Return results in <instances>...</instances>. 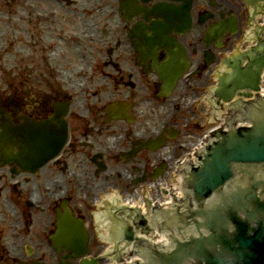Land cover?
<instances>
[{
  "label": "flooded vegetation",
  "instance_id": "flooded-vegetation-1",
  "mask_svg": "<svg viewBox=\"0 0 264 264\" xmlns=\"http://www.w3.org/2000/svg\"><path fill=\"white\" fill-rule=\"evenodd\" d=\"M12 2L0 0L4 27ZM188 2L22 0L28 13L27 46L33 54L27 57L29 62L16 65L15 81L10 80L0 94L1 107L15 125L24 119L57 118L71 146L58 165L47 163L32 172L8 167L0 186V219H6L0 235L21 244L11 249L7 260L0 256V264L18 260L60 264L49 238L57 231V215L64 207L85 219L94 238V208L101 201L96 195L115 191L124 196L133 188L136 171L149 181L167 154L148 141L163 134L168 148L179 153L187 129L178 117L189 95L198 92L191 80L187 84L180 77L172 94L165 95L169 89L157 69H163L178 48L192 70H200L196 77L202 78L205 52L210 49L215 61L220 59L217 42L206 47V35L228 10H244L239 0H194L188 10L191 28L185 32L181 24ZM29 4L36 6L34 11ZM168 11L170 20L164 17ZM39 13L47 18H37ZM46 46L49 55H37L38 47ZM116 111V116L120 112L126 118L115 119ZM170 113L176 114L173 122L167 119ZM135 143L144 146L137 145L133 151ZM44 187L52 190L46 192ZM26 244L34 248L31 256Z\"/></svg>",
  "mask_w": 264,
  "mask_h": 264
},
{
  "label": "water",
  "instance_id": "water-1",
  "mask_svg": "<svg viewBox=\"0 0 264 264\" xmlns=\"http://www.w3.org/2000/svg\"><path fill=\"white\" fill-rule=\"evenodd\" d=\"M239 78L240 75L237 76ZM210 151L204 166L193 172L189 186L194 189L195 199L199 202L213 197L215 191L216 195L210 205L202 204L193 213V216L199 215L203 220L197 221L188 239L175 240V249L169 254H159L157 261L159 264H183L185 261L202 262L207 258L210 264H235L237 260L227 262V258L233 255L239 257L250 250L258 253L254 264H264V182L252 181L251 187L247 188L241 183L230 193L231 205L227 201L228 193L222 188L234 177L232 163L264 162V118L250 132L222 136ZM235 169L239 173H246L241 165L235 166ZM248 173L253 176L252 172ZM233 183L231 181L227 185L231 187ZM242 216L246 221H239ZM255 220L256 227H250L249 223L254 224ZM174 236L182 238L184 235ZM236 237L237 245L233 241ZM206 240L211 243L213 252L219 243H224L225 250L231 249V252L224 256L220 250V255L216 257L206 250Z\"/></svg>",
  "mask_w": 264,
  "mask_h": 264
},
{
  "label": "rangeland",
  "instance_id": "rangeland-1",
  "mask_svg": "<svg viewBox=\"0 0 264 264\" xmlns=\"http://www.w3.org/2000/svg\"><path fill=\"white\" fill-rule=\"evenodd\" d=\"M18 20H19V18L17 16L13 17L14 24L18 23ZM20 47H22V45L15 43L12 47L9 48L8 44H7V47H6L7 49L3 52V57L12 59V61H13V58H15V55H16L17 51H19ZM44 55L45 56L49 55L48 50H44ZM4 86H5V83L2 80V78H0V88L2 89ZM203 124L207 128V126L209 125V122L203 120ZM8 239H10V238H8L7 235H2V241L4 243L6 242V246L8 245V243H12V241L11 240L8 241Z\"/></svg>",
  "mask_w": 264,
  "mask_h": 264
}]
</instances>
